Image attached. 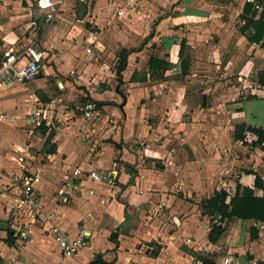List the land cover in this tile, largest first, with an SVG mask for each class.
<instances>
[{
    "label": "crops",
    "instance_id": "crops-1",
    "mask_svg": "<svg viewBox=\"0 0 264 264\" xmlns=\"http://www.w3.org/2000/svg\"><path fill=\"white\" fill-rule=\"evenodd\" d=\"M33 1L0 0V55L28 44L47 52L35 79L0 89V120L35 129L33 110L54 113L56 123L47 131L55 136L48 142V132L42 134L44 163L29 167L25 158L18 160L19 170L37 175L36 188L58 213L55 222L70 236L83 228L89 240L76 255L64 257L44 229L35 228L21 246L7 232L0 236V264H88L97 253L110 264H196L195 254L205 256L227 241L222 252L230 255L233 249L239 264H264V221L229 219L213 244L208 241L211 218L200 209L215 191L233 195L237 184L264 196V189L254 187L255 174L264 183V140L252 147L258 136L250 131L234 138L236 122L264 130L260 112L246 107L249 99L264 102L259 82L264 80V35L250 42L241 31L245 18L257 20L264 13V0H253L258 8L246 0H142L140 9L124 18H133L131 28L99 31L93 25L83 28L79 17L102 14L108 24L119 19L110 14L107 0L90 3L101 13L96 7L84 15L66 13V6L53 20L42 18L31 26ZM88 44L94 51L104 44L127 50L120 81L107 59L105 68L94 69L98 77L89 76L82 61L92 58L85 53ZM150 59L168 66L151 71ZM70 70L80 78L69 76ZM79 86L104 102L92 119L78 112L77 98L85 94ZM125 164L132 165V177ZM75 168L82 171L78 176ZM91 170L106 174L108 181L92 180ZM3 182L9 185L5 190L14 186L6 219L18 188L11 177L4 175ZM59 190L66 191V201ZM252 226L256 238H251Z\"/></svg>",
    "mask_w": 264,
    "mask_h": 264
},
{
    "label": "built area",
    "instance_id": "built-area-1",
    "mask_svg": "<svg viewBox=\"0 0 264 264\" xmlns=\"http://www.w3.org/2000/svg\"><path fill=\"white\" fill-rule=\"evenodd\" d=\"M78 1L91 3L93 0ZM65 2L66 0H35L32 11H30V25L38 26L42 18L45 21L53 20L62 11ZM246 2L253 3L255 8L259 7L253 0H246ZM107 3L112 10L110 14L119 19L130 16L139 6V0H107ZM90 33L91 35L94 34L93 32ZM85 53L95 57V51L91 44L85 46ZM46 56V50L38 49L33 44H28L18 50L8 48L3 50L0 55V89L14 84H25L35 79L42 71ZM69 76L75 79L79 77L73 70H70ZM97 110L92 99L86 100L79 109L83 119L94 118ZM30 116L35 127L43 125L47 128L52 127L53 118H55L54 113L48 114L44 107L33 110ZM19 152L21 153L19 155L20 161H24L25 158L29 161L35 159V156L29 154L26 149ZM81 172L80 168H75L73 175L78 176ZM11 176L18 192L9 205L6 226L18 246L29 240L35 228L44 229L42 232L51 236L64 257H73L81 249L88 246L89 235L85 233L83 228L75 236H70L55 222L58 213L55 208H51L45 203L43 195L36 188L35 184L38 181L36 174L30 175L28 171L20 170L12 173ZM88 176L96 182H106L109 179L106 174L94 170L89 171ZM64 193H66L65 190L58 191V194L63 197L62 200L66 201ZM189 241L190 239L186 238V243ZM230 263L231 257L225 256L222 264ZM196 264L203 263L197 261Z\"/></svg>",
    "mask_w": 264,
    "mask_h": 264
},
{
    "label": "rangeland",
    "instance_id": "rangeland-1",
    "mask_svg": "<svg viewBox=\"0 0 264 264\" xmlns=\"http://www.w3.org/2000/svg\"><path fill=\"white\" fill-rule=\"evenodd\" d=\"M35 1V0H34ZM34 1L32 2L34 5ZM71 1L74 2L75 4V8L73 9L71 6ZM141 1L139 0V6L137 8V10H135L136 12L140 9L141 6ZM219 1V0H217ZM65 5V6H64ZM63 5V9H65L64 7H66L65 12L67 9L71 10V11H76L78 12V10L83 13L87 10L90 11V9L94 10L96 7V10H99V13H101L100 9L101 7L96 5L90 7V2L86 1L85 3H82L80 1L77 0H68L66 2V4ZM100 7V8H99ZM87 8V9H86ZM136 12L134 14H136ZM68 13V12H66ZM70 15V13H69ZM80 20H84L83 22H80L81 26H83V28H90L92 25L95 26L94 30L95 31H99L98 28H131L129 25L132 24V19H113V21H111L110 24H108V19L106 16H102V14L99 15H95V14H91L90 16H81L79 17ZM72 20H69L71 22V28H74L73 24H77L75 17L72 16L71 17ZM69 22V23H70ZM154 22V20L152 21ZM240 24V22H239ZM70 25V24H69ZM144 28H148L147 26H145ZM94 44H91V46ZM105 49H103L102 51H99L97 48L95 49V57L92 58H88L87 56L82 58L83 61V67L84 68H88L89 70V76H97L96 72L94 71V69L97 70L98 67H103L105 68L104 65L103 66V61H105L104 59H107L110 61V63L113 65L114 67V71H115V75L117 76L116 73V68L117 65L119 63V59L121 57H123V54L125 51H127L125 48L124 49H119L118 51H116V47H107V44H104ZM113 53L114 56H110L109 54ZM97 57V60L95 59ZM80 60V59H79ZM108 67V66H107ZM94 73V74H93ZM80 78V75H78ZM98 77V76H97ZM77 80V79H76ZM118 80V79H117ZM84 91L85 94L82 93L83 97H78L77 98V104L79 106H83V103L85 102V100L87 98H91L90 95L88 93L85 92V87L83 86H79V89H81ZM97 89H99V85L96 86ZM11 100H5V106H9L11 105ZM80 107V108H81ZM246 107L250 109V111H256V112H260L259 114L262 116V118H264V102H262V100L260 99H249L248 102L246 103ZM80 112V111H78ZM53 126L55 125L56 121H53ZM45 136L42 135V133L40 132L39 128H33L30 125L27 124H23L21 122H9L7 123L4 119L0 120V236H5L7 237V226H6V219H5V211H7V205H8V198H9V194H10V189H14V186L11 185V187L8 190H5L4 187L9 186L8 183L6 184V182H3L4 179V175L7 177H11L12 179V173L14 172H19V169H22V166L20 164H18V156L20 154L19 151H17L18 149H22V148H26L29 152V154H32L35 156V159L30 160L31 164L26 165L29 167H38L39 165H41L42 163H44L43 157H42V143L44 140ZM9 158V159H8ZM8 162V163H7ZM21 162V161H20ZM25 170V169H24ZM15 185V182H12ZM5 193V194H3ZM4 195V196H3ZM15 194H13L12 196H14ZM11 196V197H12ZM7 198V199H6ZM13 198V197H12ZM2 220V221H1ZM4 220V221H3ZM230 229V228H228ZM35 232H33L34 234ZM32 234V235H33ZM231 234L228 233V236ZM239 232L235 231L234 236H235V240L233 241L234 244H239L237 242V238H238ZM104 236V235H101ZM229 239V238H227ZM228 242V241H227ZM227 242H224L222 245L218 246L217 248H213L212 250L210 249L207 252V255H213L215 262L218 261H223V256H230L231 257V263L230 264H239V262H237L236 258L238 257V254H234V250L232 249L230 251V255L225 254L224 252H222V246L225 244H227ZM236 242V243H235ZM224 245V246H225ZM229 252V249H228ZM238 252V250H237ZM240 252V251H239ZM235 255V256H234ZM249 254L247 253V256ZM167 256H165L166 258ZM187 264H192V262L187 263ZM217 264V263H216Z\"/></svg>",
    "mask_w": 264,
    "mask_h": 264
},
{
    "label": "trees",
    "instance_id": "trees-1",
    "mask_svg": "<svg viewBox=\"0 0 264 264\" xmlns=\"http://www.w3.org/2000/svg\"><path fill=\"white\" fill-rule=\"evenodd\" d=\"M247 7H245L246 9ZM249 9V8H248ZM242 33L245 34L247 39L250 42L259 41L264 35V13L261 12L260 17L255 20L252 17L245 18L244 24L241 26ZM248 30H251L248 32ZM127 51L124 52L123 57L119 59V63L116 68L117 79L121 80V74L124 70L125 65V55ZM168 66L166 62L156 60L153 63V60H149V69L155 71L158 69H165ZM264 75V73H260ZM260 83H264V80L259 78ZM264 85V84H263ZM91 100L87 98L86 100ZM85 100V101H86ZM94 103L97 107L104 105V102L94 100ZM39 130L42 134H47V141L50 142L55 136V132L47 131V127L40 125ZM246 131H250L258 136V139L252 142L251 146L256 147L264 140V130L257 127L245 126L244 123L236 122L234 127V138L241 140ZM54 149L53 145L47 149L48 152H52ZM127 169H130L131 177L135 174V171L132 169L131 164H125ZM131 181V180H130ZM254 187L264 189V183L262 178L258 174H255ZM200 209L202 215H207L211 218L210 230L208 233V241L215 244L220 236L225 232L227 222L229 219L237 218L240 220H259L264 221V196L258 197L254 195L252 188L244 187L241 188L239 184L236 185V189L233 195L228 196V193L225 189H220L215 191L213 196L203 200L200 204ZM251 238L257 237L256 229L252 226L250 227ZM8 237L11 242L14 240L10 231L8 230ZM117 234L112 233L110 239L116 242ZM213 255L200 256L196 255V259L200 260L203 264H216ZM88 264H110L102 259V255L97 253L93 259H91ZM260 264V263H257Z\"/></svg>",
    "mask_w": 264,
    "mask_h": 264
},
{
    "label": "water",
    "instance_id": "water-1",
    "mask_svg": "<svg viewBox=\"0 0 264 264\" xmlns=\"http://www.w3.org/2000/svg\"><path fill=\"white\" fill-rule=\"evenodd\" d=\"M123 104H121L120 106L122 107Z\"/></svg>",
    "mask_w": 264,
    "mask_h": 264
}]
</instances>
